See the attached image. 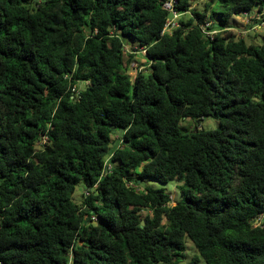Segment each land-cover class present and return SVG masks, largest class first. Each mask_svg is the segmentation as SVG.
Listing matches in <instances>:
<instances>
[{
  "label": "trees",
  "instance_id": "obj_1",
  "mask_svg": "<svg viewBox=\"0 0 264 264\" xmlns=\"http://www.w3.org/2000/svg\"><path fill=\"white\" fill-rule=\"evenodd\" d=\"M166 1L0 0V264H264V0Z\"/></svg>",
  "mask_w": 264,
  "mask_h": 264
},
{
  "label": "rangeland",
  "instance_id": "obj_2",
  "mask_svg": "<svg viewBox=\"0 0 264 264\" xmlns=\"http://www.w3.org/2000/svg\"><path fill=\"white\" fill-rule=\"evenodd\" d=\"M205 0H198L196 2L195 5L197 9H201L203 6V2ZM235 21V29L232 30V32L235 34L236 37L241 38L243 40H245L246 43H252V44H257L259 45L261 43V38L262 35L264 34V26L260 27V28H255L254 30L252 29H247L248 27L244 24L242 18L239 17H231L230 18V22H234ZM129 44L125 45V52H131V50H129ZM136 50H133L131 53L134 55V58L131 62L130 65V69L128 71V73L133 76L137 70H140L142 67L141 65L144 64V57H143V52L139 51V48L137 49L135 47ZM79 89H82L84 87V84H79L78 85ZM182 126L187 128L188 130L195 128L196 129H214L217 126V120H215L214 118L211 117H206L203 119V121H201L199 124L195 125L193 122L188 121L187 119H184L182 122ZM145 183L152 185L156 188H164L165 191L170 195V198L172 200V202L174 203L176 200H179L181 198L180 192L177 188V184L176 182H168L167 184H160L157 182H154L151 179H147L145 181ZM84 185L82 183H79L76 187H75V191L72 194V201L79 203L82 200V193L84 191ZM187 249L184 253V258L181 259L177 264H186L191 257L196 253L194 246L192 245V243L187 240ZM199 264H205L203 260L200 259V263Z\"/></svg>",
  "mask_w": 264,
  "mask_h": 264
},
{
  "label": "built area",
  "instance_id": "obj_3",
  "mask_svg": "<svg viewBox=\"0 0 264 264\" xmlns=\"http://www.w3.org/2000/svg\"><path fill=\"white\" fill-rule=\"evenodd\" d=\"M173 4H174V0H168V1L164 2L162 5V8L168 12V18L165 21V24H164V27L162 30V34H170L171 31L177 27V23H178L177 20L181 16V14H179L173 8ZM239 16L242 18L244 24L248 27L247 29L254 30L255 28H260V27L264 26V19H263L264 10L262 12H256V11L243 12L236 17H239ZM201 28H202V30H204V25L201 26ZM234 29L235 28L231 29V31ZM208 34L211 35V33H208ZM139 51L143 52V54L145 53L144 49L139 48ZM71 91H72L74 96H78L77 85H74L71 88ZM45 142H46V136H42L40 138V140H38L36 142V148L37 149L41 148ZM104 169L105 170L110 169L109 157H107L105 162H104ZM85 195H87L86 192H85ZM92 219L95 220L94 217H92Z\"/></svg>",
  "mask_w": 264,
  "mask_h": 264
},
{
  "label": "water",
  "instance_id": "obj_4",
  "mask_svg": "<svg viewBox=\"0 0 264 264\" xmlns=\"http://www.w3.org/2000/svg\"><path fill=\"white\" fill-rule=\"evenodd\" d=\"M197 1H198V0H195L193 4H196ZM195 130H196V129H195Z\"/></svg>",
  "mask_w": 264,
  "mask_h": 264
}]
</instances>
